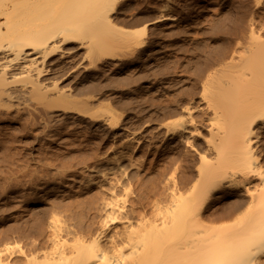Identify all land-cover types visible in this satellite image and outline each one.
I'll list each match as a JSON object with an SVG mask.
<instances>
[{"label": "bare ground", "instance_id": "1", "mask_svg": "<svg viewBox=\"0 0 264 264\" xmlns=\"http://www.w3.org/2000/svg\"><path fill=\"white\" fill-rule=\"evenodd\" d=\"M131 1L0 0V111L33 110L50 127L88 126L121 140L84 167L81 178L70 179L71 186L45 184L47 194L32 210L50 214L49 247L27 262L264 264V24L250 20L249 34L235 38L230 52L206 55L169 80L156 72L158 59L169 57L163 37L183 18L167 5L133 30L118 23ZM142 68L150 71L138 77L146 95L177 92L186 84L195 94H180L168 114L157 109L164 118L139 131L130 114L100 110L97 89L106 77ZM135 144L160 153L172 146L188 157V180L177 170L169 176L164 200L151 215L130 200L132 182L146 175L132 155L138 148L130 152ZM73 197L79 200L72 208L91 217L82 227L56 212ZM13 254L7 246L0 251L8 259Z\"/></svg>", "mask_w": 264, "mask_h": 264}, {"label": "rangeland", "instance_id": "2", "mask_svg": "<svg viewBox=\"0 0 264 264\" xmlns=\"http://www.w3.org/2000/svg\"><path fill=\"white\" fill-rule=\"evenodd\" d=\"M208 1L211 3L202 0H133L126 7L127 16L121 15L118 23L137 30L142 27L141 20L156 18L165 6L170 5L183 22L169 33L170 36L163 37L170 50L169 57L158 59L156 72L169 80L177 79L197 60L206 59V55L210 59L217 56L221 49L230 52L235 38L249 34L247 26L250 20L264 24V0ZM148 7L152 9L147 11ZM146 74L150 71L142 68V72L128 71L118 77L101 80L97 89L102 94L99 109L111 108L123 116L130 114L133 129L141 131L150 120L164 118L165 115L157 113V109L168 114L171 111L169 104L180 94L185 98L195 94L186 84L177 92L176 87V90L166 94L146 95L138 81L139 76ZM127 87L135 89L136 93L124 92L122 96L109 91ZM48 123L33 110L14 107L0 111V215L3 217L0 221V251L7 246L14 252L10 259L0 256V264H8V261L10 264H29L27 259L35 257L36 251L49 247L46 236L50 214H37L32 210L36 200L47 194L46 183L55 181L71 186L70 179L81 178L84 167L95 165L121 143L120 139L96 132L88 126L57 123L50 127ZM134 146L130 152L132 154L134 148H138L132 155L138 159L146 175L142 182H132L130 200L138 212L151 215L155 204L164 200L169 176L177 170L180 177L188 180V157L185 151L172 146L161 153L156 150L149 152L146 147H136L137 144ZM76 199L65 200L64 204L70 201V207L58 208L56 212L63 216L64 211L65 218H75L77 225L82 227L91 217L86 209L72 208L71 203H75ZM27 208L32 211H27ZM36 260L37 263L32 261L30 264H42L41 259Z\"/></svg>", "mask_w": 264, "mask_h": 264}]
</instances>
